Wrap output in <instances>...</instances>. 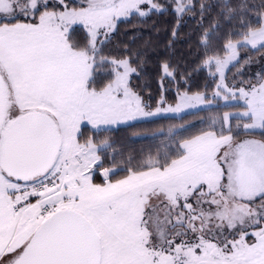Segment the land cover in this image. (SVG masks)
I'll use <instances>...</instances> for the list:
<instances>
[{"label": "snow or ice", "instance_id": "obj_1", "mask_svg": "<svg viewBox=\"0 0 264 264\" xmlns=\"http://www.w3.org/2000/svg\"><path fill=\"white\" fill-rule=\"evenodd\" d=\"M169 7L180 20L196 3ZM208 7L200 4L201 13ZM217 7L239 20L231 33L239 39H227L226 56L206 55L201 68L214 78L213 98L242 101V110L114 179L100 146L81 142L84 123L97 128L210 103L206 92L178 91L175 108H163L162 97L148 111L131 85V58L104 55L121 18L163 6L0 0V264H264V78L230 86L225 71L239 48L264 49V0ZM75 25L86 33L82 43L71 37ZM210 38L203 34L205 47ZM97 69L106 70L100 87ZM160 70L161 87L175 79L169 62ZM257 129L262 138H251Z\"/></svg>", "mask_w": 264, "mask_h": 264}, {"label": "trees", "instance_id": "obj_2", "mask_svg": "<svg viewBox=\"0 0 264 264\" xmlns=\"http://www.w3.org/2000/svg\"><path fill=\"white\" fill-rule=\"evenodd\" d=\"M163 6L161 13L141 18L133 15L120 19L117 30L110 42L104 48V55H120L130 57L137 73L131 77V85L139 93L147 110L160 105L161 98L166 101L163 105L177 103L179 92H206L210 105L186 112L179 116H162L107 129H93L88 125L81 128V142L89 138L99 147L103 168L117 170L114 179L126 175V169L137 168L145 164L148 158L157 155L164 156L175 150L177 143L201 130L208 129L219 121L224 113L242 110L241 102L223 103L220 98H213L215 90L214 78L209 76L207 69L201 68L206 55L226 53L222 50L227 39L234 41L239 37L231 33L240 31L239 20L229 21L220 12L224 0H195L196 10L187 12L178 20L169 7L172 0H158ZM238 0H232L237 3ZM252 5L259 6L261 0H249ZM200 4L209 7L201 13ZM257 11H249V18L255 21ZM218 25V27H217ZM176 32L173 37V32ZM211 33L208 46L202 44L203 34ZM85 31L81 26L73 27L71 37L74 41L83 42ZM244 50L253 58L264 54V49ZM241 61L245 59L241 58ZM169 62L174 71L175 79L165 78L161 87V64ZM264 74V63L253 61ZM247 65V64H246ZM105 69H97V86L106 81ZM237 123L233 120V124ZM262 130L254 131L252 138L261 139ZM97 169L95 182L101 183L102 177Z\"/></svg>", "mask_w": 264, "mask_h": 264}, {"label": "rangeland", "instance_id": "obj_3", "mask_svg": "<svg viewBox=\"0 0 264 264\" xmlns=\"http://www.w3.org/2000/svg\"><path fill=\"white\" fill-rule=\"evenodd\" d=\"M121 19H124V18H121ZM75 26H77V25H75ZM226 55L227 54H225L224 56H226ZM241 58L242 59H245V61H241ZM254 60H255V62L256 61H259V62L264 63V54L260 55L259 57L253 58V57H251L248 54L242 53L241 50L238 51V62L237 61H233L228 66V68L225 70L226 71V77H227V83L230 86L231 85H241V86H244V85H247L249 83L255 84L261 78H264V74H262L263 72H261L259 70V67H258L257 64H255L254 69L252 68V63H253ZM217 98L222 99L223 100V103H225V104L226 103L228 104V103H231V102H237L236 100H232V99L225 100L223 98V94L220 97H217ZM239 102L242 103V101H239ZM176 104H174V105H163L162 107L163 108H168L169 106H171V107L175 108ZM210 104L211 103H205V104L198 105V106H196L194 108H182L181 110H179L178 112H175V113H171V112H161L160 114H157V115L152 116V117H140V118H137V119H134V120H128L126 122H121V123H118V124L101 125V126H99L97 128H93L91 125H89L87 123H84L82 126L88 125L91 128H93V129L115 128L117 126L126 125L128 123L135 122V121H139V120L142 121V120H146V119H151V118H156V117H162V116H169V115L179 116V115H182V114H184L186 112L193 111V110H197V109L203 108V107H205L207 105H210ZM160 106L161 105H159L157 107H160ZM157 107L155 109L148 110V111H153L154 112L157 109Z\"/></svg>", "mask_w": 264, "mask_h": 264}, {"label": "crops", "instance_id": "obj_4", "mask_svg": "<svg viewBox=\"0 0 264 264\" xmlns=\"http://www.w3.org/2000/svg\"><path fill=\"white\" fill-rule=\"evenodd\" d=\"M241 49H245V50H256V49H252L250 46L249 47H241V48H239L238 49V51H240ZM242 51V53H244L245 51L244 50H241ZM241 111V110H240ZM236 112H238V111H236ZM236 112H230V113H236ZM258 130H260V129H257V130H255V131H258ZM242 138H246V137H242ZM252 138V137H251Z\"/></svg>", "mask_w": 264, "mask_h": 264}]
</instances>
